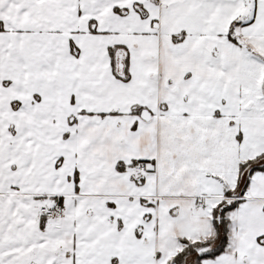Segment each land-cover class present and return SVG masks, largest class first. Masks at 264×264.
<instances>
[{
	"label": "snow or ice",
	"instance_id": "6c2138e0",
	"mask_svg": "<svg viewBox=\"0 0 264 264\" xmlns=\"http://www.w3.org/2000/svg\"><path fill=\"white\" fill-rule=\"evenodd\" d=\"M0 264H264V0H0Z\"/></svg>",
	"mask_w": 264,
	"mask_h": 264
}]
</instances>
